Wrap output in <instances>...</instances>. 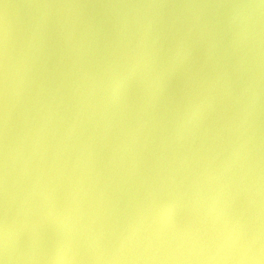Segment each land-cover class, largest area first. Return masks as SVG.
I'll return each instance as SVG.
<instances>
[{"label":"water","instance_id":"95a60500","mask_svg":"<svg viewBox=\"0 0 264 264\" xmlns=\"http://www.w3.org/2000/svg\"><path fill=\"white\" fill-rule=\"evenodd\" d=\"M0 264H264V0H0Z\"/></svg>","mask_w":264,"mask_h":264}]
</instances>
